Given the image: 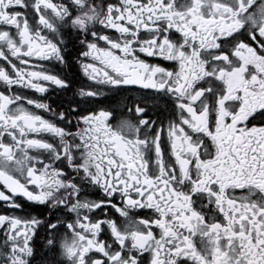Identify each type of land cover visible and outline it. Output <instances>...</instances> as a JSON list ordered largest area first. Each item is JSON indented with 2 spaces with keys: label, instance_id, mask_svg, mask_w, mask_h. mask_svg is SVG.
<instances>
[{
  "label": "snow or ice",
  "instance_id": "obj_1",
  "mask_svg": "<svg viewBox=\"0 0 264 264\" xmlns=\"http://www.w3.org/2000/svg\"><path fill=\"white\" fill-rule=\"evenodd\" d=\"M0 264H264V0H0Z\"/></svg>",
  "mask_w": 264,
  "mask_h": 264
}]
</instances>
